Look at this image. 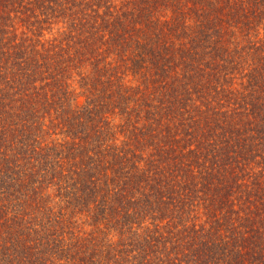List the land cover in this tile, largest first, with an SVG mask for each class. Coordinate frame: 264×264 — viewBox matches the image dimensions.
I'll list each match as a JSON object with an SVG mask.
<instances>
[{
	"label": "trees",
	"instance_id": "trees-1",
	"mask_svg": "<svg viewBox=\"0 0 264 264\" xmlns=\"http://www.w3.org/2000/svg\"><path fill=\"white\" fill-rule=\"evenodd\" d=\"M0 264H264V0H0Z\"/></svg>",
	"mask_w": 264,
	"mask_h": 264
}]
</instances>
